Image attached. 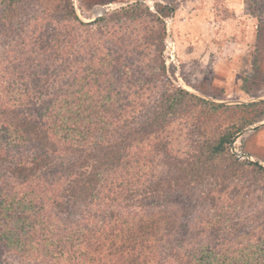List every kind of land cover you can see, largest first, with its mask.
Wrapping results in <instances>:
<instances>
[{
  "label": "trees",
  "instance_id": "1",
  "mask_svg": "<svg viewBox=\"0 0 264 264\" xmlns=\"http://www.w3.org/2000/svg\"><path fill=\"white\" fill-rule=\"evenodd\" d=\"M154 8L162 48L174 11ZM109 15L83 22L70 0H0V264H264V218L218 208L190 224L163 209L193 187L216 210L221 178L264 168L226 154L222 135L156 175L157 131L206 102L171 83L148 90L128 70L131 46L106 41Z\"/></svg>",
  "mask_w": 264,
  "mask_h": 264
},
{
  "label": "rangeland",
  "instance_id": "2",
  "mask_svg": "<svg viewBox=\"0 0 264 264\" xmlns=\"http://www.w3.org/2000/svg\"><path fill=\"white\" fill-rule=\"evenodd\" d=\"M70 2L83 22L110 14L106 25L111 35L106 41L110 46H131L133 51L126 57L131 63L127 65L128 70L136 77H146L148 90L156 92L171 83L206 102L191 103L177 115L170 116L163 130L157 131V149L151 148V156L156 160V175L165 178L172 172V163L177 159L194 164L196 152L202 149L199 146L222 135L231 136L226 154L239 162H253L264 168V0ZM155 3L171 6L174 11L169 18L161 19L165 27L162 48L156 41L161 25L147 13L149 10L156 14ZM109 4L126 5L103 12ZM136 4L140 5L134 11L111 14ZM99 11L102 12L98 14ZM97 27L93 25L92 29ZM2 32L7 34L8 31L0 26ZM162 65L168 82L161 81L157 75ZM234 149L244 156L237 157ZM164 151L168 153L167 158ZM216 166L224 171V163ZM224 178L219 184L221 189L227 186L228 189L225 195H217L214 191V195L219 196L214 202L216 210L211 206L213 203L208 198H200L193 187L184 195L174 194L163 209L167 206L171 213L182 216L190 224L199 217L217 214L218 208H226L222 212L229 211V218L240 222L246 216L264 218V173H242ZM211 183L206 181L204 186L208 188ZM217 200L224 202L217 203ZM258 246L264 250V239ZM6 259L9 264H26L13 255Z\"/></svg>",
  "mask_w": 264,
  "mask_h": 264
},
{
  "label": "water",
  "instance_id": "3",
  "mask_svg": "<svg viewBox=\"0 0 264 264\" xmlns=\"http://www.w3.org/2000/svg\"><path fill=\"white\" fill-rule=\"evenodd\" d=\"M134 1H136V0H134ZM129 3H130V2H128V3H126V4H129ZM126 4H118V5H115V6H112V5L109 4V5L105 6V7L102 9V11H103V12H106V11L112 9L113 7H115V8H120V7L125 6ZM102 11H99L98 14H100ZM239 136H240V134L237 135V137H239ZM237 137H236V138H237Z\"/></svg>",
  "mask_w": 264,
  "mask_h": 264
},
{
  "label": "built area",
  "instance_id": "4",
  "mask_svg": "<svg viewBox=\"0 0 264 264\" xmlns=\"http://www.w3.org/2000/svg\"><path fill=\"white\" fill-rule=\"evenodd\" d=\"M234 154H236L237 157L244 156L241 152H239L237 149H234Z\"/></svg>",
  "mask_w": 264,
  "mask_h": 264
}]
</instances>
